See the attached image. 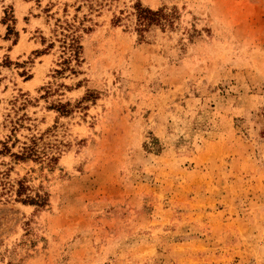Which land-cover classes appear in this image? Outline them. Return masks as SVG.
Wrapping results in <instances>:
<instances>
[{"label": "rangeland", "instance_id": "obj_1", "mask_svg": "<svg viewBox=\"0 0 264 264\" xmlns=\"http://www.w3.org/2000/svg\"><path fill=\"white\" fill-rule=\"evenodd\" d=\"M0 264H264V0H0Z\"/></svg>", "mask_w": 264, "mask_h": 264}, {"label": "trees", "instance_id": "obj_2", "mask_svg": "<svg viewBox=\"0 0 264 264\" xmlns=\"http://www.w3.org/2000/svg\"><path fill=\"white\" fill-rule=\"evenodd\" d=\"M137 15H138L137 17L139 18V20L141 22H144L147 19L150 20L155 15V12H152L148 9H140ZM65 47L68 51L71 52L72 54L71 56L75 57L77 54V49H78V45L76 43V37H73L72 35H70L69 42L67 43V46Z\"/></svg>", "mask_w": 264, "mask_h": 264}]
</instances>
